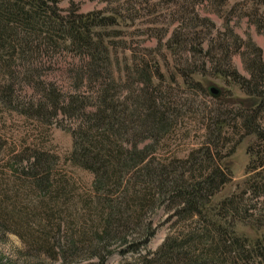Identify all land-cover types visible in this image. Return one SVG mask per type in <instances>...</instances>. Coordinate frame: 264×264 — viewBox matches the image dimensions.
<instances>
[{
    "label": "trees",
    "instance_id": "trees-1",
    "mask_svg": "<svg viewBox=\"0 0 264 264\" xmlns=\"http://www.w3.org/2000/svg\"><path fill=\"white\" fill-rule=\"evenodd\" d=\"M227 2L215 0L214 5L224 7ZM250 4L262 6L264 0H244L229 14L235 6ZM105 21L97 14L64 17L55 0H0V51L20 50L25 57L61 43L106 72L107 61L101 56L106 49L86 31ZM251 47L256 56L246 65L250 80L231 70L229 46L220 44L215 54L212 47L196 50L205 65L232 79L248 99L243 112H226L230 120L223 119L222 112L210 118L213 129L208 127L207 141L186 161L158 160L136 146L125 149L119 113L105 100L90 116L80 114L73 103L63 107L65 116L83 123L71 132L68 162L94 177L85 203L71 202L68 182L58 175L57 156L37 144L7 147L9 155L0 161V241L13 235L22 246L7 263L106 264L118 253L124 258L120 264H264V234L254 240L238 235L228 216L264 217V201H258L264 197V156L253 159L258 165L251 172H260L247 191L218 205L212 202L231 180L230 164L221 165L232 154H221L231 141L225 132L228 121L232 129L254 135L264 151V65L260 50ZM6 145L0 142V152ZM159 211L169 215L171 233L155 253L141 254L156 233L152 218Z\"/></svg>",
    "mask_w": 264,
    "mask_h": 264
},
{
    "label": "rangeland",
    "instance_id": "rangeland-1",
    "mask_svg": "<svg viewBox=\"0 0 264 264\" xmlns=\"http://www.w3.org/2000/svg\"><path fill=\"white\" fill-rule=\"evenodd\" d=\"M55 1L64 17L71 13L105 18L104 26L86 31L106 49L108 58L101 52L106 72L61 43L25 57L20 50L0 51V142L7 144L0 161L8 157L7 147L13 143L37 144L59 158L58 175L68 182L71 202L85 203L94 177L68 162L71 132L83 123L65 116L63 107L73 103L80 114L90 116L105 100L119 113L123 147L148 150L162 161L188 160L207 141L208 127L213 129L210 118L225 113L223 119H229L227 111H244L245 93L232 79L216 75L195 52L212 47L215 54L220 44L229 46L231 70L250 80L246 65L256 56L251 45L260 50L264 65V5L235 6L229 14L243 0H228L224 7L214 5L215 0ZM234 38L239 42L234 44ZM211 86L221 90L218 99L210 96ZM228 122L225 132L231 141L221 154H232L221 159V165L230 164L231 180L213 198V205L247 191L250 180L260 172H251L258 165L253 159L264 156L254 135L236 131ZM258 201L263 203L264 197ZM228 216L234 219L238 235L254 240L264 234V225L259 228L264 217ZM168 217L159 211L152 218L156 233L141 254L155 253L162 246L171 233ZM21 248L13 235L0 241V264H10L14 251ZM123 259L115 253L106 264H120Z\"/></svg>",
    "mask_w": 264,
    "mask_h": 264
},
{
    "label": "water",
    "instance_id": "water-1",
    "mask_svg": "<svg viewBox=\"0 0 264 264\" xmlns=\"http://www.w3.org/2000/svg\"><path fill=\"white\" fill-rule=\"evenodd\" d=\"M209 92H210L211 96L214 98H219L221 95V90L215 86H211L209 88Z\"/></svg>",
    "mask_w": 264,
    "mask_h": 264
}]
</instances>
